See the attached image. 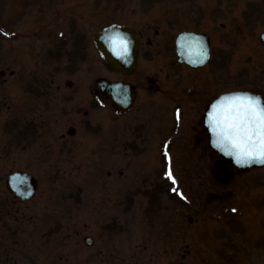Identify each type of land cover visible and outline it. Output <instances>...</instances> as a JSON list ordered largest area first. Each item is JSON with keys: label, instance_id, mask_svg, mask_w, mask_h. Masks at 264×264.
Instances as JSON below:
<instances>
[{"label": "rangeland", "instance_id": "1", "mask_svg": "<svg viewBox=\"0 0 264 264\" xmlns=\"http://www.w3.org/2000/svg\"><path fill=\"white\" fill-rule=\"evenodd\" d=\"M113 24L144 34L128 79L95 45ZM183 32L212 40V63L195 75L177 64ZM263 33L264 0H0V181L13 171L41 181L30 202H15L0 182V264H264V169L226 183L217 158L194 150L190 128L205 107L149 95L144 79L159 72L166 87L198 84L205 103L227 91L264 95ZM99 79L145 82L119 115L98 99ZM70 126L72 153L59 154L49 143ZM101 137L119 146L102 151L110 163L96 178Z\"/></svg>", "mask_w": 264, "mask_h": 264}, {"label": "water", "instance_id": "2", "mask_svg": "<svg viewBox=\"0 0 264 264\" xmlns=\"http://www.w3.org/2000/svg\"><path fill=\"white\" fill-rule=\"evenodd\" d=\"M117 35L123 37L128 48V53L124 58L118 57L112 51V47L109 43V38ZM261 41L264 45V33L261 35ZM95 45L104 61L114 71L124 76H132L137 72L140 57L139 40L135 31L129 26L113 24L104 28L96 35ZM202 50H206L208 53V58L204 63L199 62ZM177 52L181 63L187 64L194 69L204 68L208 65L211 57V39L207 34L184 32L178 37ZM68 84L69 86H72V83ZM97 86L100 97L111 100L120 112L127 111L132 107L134 95L130 85L123 82H111L107 79H99ZM244 94L258 97L261 105L264 106V97L261 94L250 91L226 93L218 97L206 108L203 117V126L209 133L210 147L220 157V163L218 166L232 165L242 171L264 169V163L259 162L244 165L237 164L234 157H230L221 152L213 144L215 137L208 123V113L211 112L212 105L223 96ZM38 186V179L32 174L23 171L12 173L7 180V189L9 193L15 199L22 200L23 202H28L34 199L38 191ZM88 244H92L90 239L88 240Z\"/></svg>", "mask_w": 264, "mask_h": 264}, {"label": "flooded vegetation", "instance_id": "3", "mask_svg": "<svg viewBox=\"0 0 264 264\" xmlns=\"http://www.w3.org/2000/svg\"><path fill=\"white\" fill-rule=\"evenodd\" d=\"M136 32V31H135ZM197 33V32H196ZM137 34V37H138V40H139V49H140V57H139V65H138V69H137V72L135 74H133L132 76H124L120 73H118L119 75L123 76V78L125 79H128V78H131L135 75H137L138 71H139V67H140V58H141V55H142V48H141V43H140V39L144 37V34L140 33H136ZM206 34V33H204ZM160 35V31H156V36L158 37ZM208 35V34H207ZM209 36V35H208ZM210 37V36H209ZM211 39V38H210ZM177 40H178V37L176 39V42H175V48H176V55H177V64L178 66H184L186 67V69H188V73H192L193 75H195L194 73H199L200 71H203L204 69H206L211 63H212V60H213V46H212V40H211V57H210V61L208 63V65L204 68H201V69H194L192 67H190L189 65L187 64H184V63H181L180 60H179V56H178V52H177ZM155 46V42L153 39H148L147 40V50L145 51L146 55L148 57H153L154 55L152 54L153 51V47ZM164 48V47H163ZM158 53V52H157ZM222 60V58H218L217 59V62L220 63V61ZM215 61V60H214ZM117 73V72H116ZM155 74H161V73H155ZM155 74H152V75H148V73L145 74V81H147L148 83V86L145 87L146 89V92L151 95V94H158V95H161L163 97H167V96H170V97H174V98H178V102H179V106L178 108H182L183 106H185L186 104H191V106H196L197 105H202V107H205V111H206V108L214 101L216 100L218 97H220L221 95L225 94V93H228L230 91H227V92H222L220 93L219 95L215 96L212 98L211 101H209V103H205L203 102L204 100L202 99L206 97V90H201L199 89V85L198 84H193V83H189V85H178L177 86V89H173L170 87H166V86H163L161 84H159V78H158V75H155ZM5 73H2V76H4ZM198 75V74H196ZM197 78V76H196ZM144 80H140L138 81L137 83H134V82H131V81H128V80H119V81H115V82H123V83H126L128 85L131 86L132 88V92H133V95H134V101H133V105L132 107L128 110V111H125V112H120V110L114 105V103L112 101H110L115 109V111L119 114V115H123V114H126L130 111L133 110V108L135 107L136 105V101H137V97L139 95V91L144 87ZM183 81V80H182ZM67 87L71 88L72 86H69V84L67 83ZM61 90V89H60ZM262 95V94H261ZM264 97V95H262ZM97 97L98 99H102L100 97V93L99 91H97ZM203 100V101H202ZM88 113H86L87 115ZM205 114H203L199 120L197 121V125L196 126H192L190 128V130H192V132L195 134V141H196V145H195V148L194 150L195 151H201V154L203 155H211L213 157V160L214 158H217V163H216V167L221 170L223 173L226 174V178L224 179L226 183H228L229 179L233 178L235 174H238V173H244L245 171H242V170H239L237 168H235L234 166L232 165H227V166H218V164L220 163V157L213 151V149L210 147V140H209V133L208 131L204 128L203 126V117H204ZM182 117L181 116V121H182ZM68 121L70 122L71 119L69 118ZM77 134V131H76V127H72L70 126L69 128H67L65 130V133L61 134V136L59 137V142H55V141H50L49 143V147L51 149H58V153L59 154H70L72 153V150L68 148V143H69V140L71 138H73L75 135ZM58 144V145H57ZM110 145V151L111 153H113V149L114 147L117 148V146H119V143L117 142V139H111L110 138V144H108V141L106 138L104 137H101L100 141H99V144H98V148L97 150L99 151V154L101 155L100 156V160L98 161L99 162V165L97 167V170H96V173L93 174L94 177H98L99 174L101 175V167L100 166H106L107 164L110 163V160H108L106 157L104 158L102 156V151L103 150H106L107 147ZM126 150H129L131 149V147H125ZM3 152H2V161L3 162H6L7 161V158L9 157L8 154L10 155V150H12L11 148L8 147V145L4 148H2ZM125 150V151H126ZM142 150H144V148H142ZM9 152V153H8ZM8 153V154H7ZM97 162V163H98ZM15 172H18V171H13L11 172L6 178H3L1 179L0 182L2 183H5V186L7 188V180H8V177L12 174V173H15ZM230 173V174H228ZM113 173L112 172H109L108 173V176L109 177H112ZM121 175L123 176V172H121ZM36 177V176H35ZM37 178V177H36ZM38 179V182H39V186H38V191H37V194L36 196L34 197V199L37 198L38 196V193L40 191V179ZM173 184L172 181H165L164 182V186L166 185H171ZM179 183H176L175 185H177ZM8 190V189H7ZM9 192V191H8ZM177 193V192H176ZM10 194V193H9ZM10 196L15 200V202H22V200H19V199H15L11 194ZM33 199V200H34ZM193 219H191L190 221L192 222ZM47 237L50 235H52L51 232L47 231ZM91 240V239H90ZM92 241V240H91ZM5 242V238L3 236L0 235V250H4L3 247V244ZM88 243V241H87ZM1 256V255H0Z\"/></svg>", "mask_w": 264, "mask_h": 264}, {"label": "snow or ice", "instance_id": "4", "mask_svg": "<svg viewBox=\"0 0 264 264\" xmlns=\"http://www.w3.org/2000/svg\"><path fill=\"white\" fill-rule=\"evenodd\" d=\"M109 43L118 57L127 55L128 48L123 37H110ZM200 57L199 62L204 63L208 58L207 51L202 50ZM208 123L215 137L214 146L234 157L237 164L264 163V106L258 97L246 94L221 97L212 105ZM164 155L169 159L166 175L175 183L166 148Z\"/></svg>", "mask_w": 264, "mask_h": 264}]
</instances>
